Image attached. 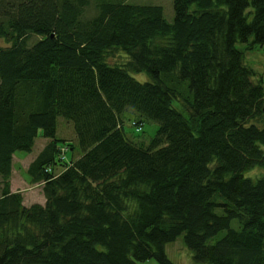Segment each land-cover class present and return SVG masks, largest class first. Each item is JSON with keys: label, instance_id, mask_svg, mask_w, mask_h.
<instances>
[{"label": "trees", "instance_id": "trees-1", "mask_svg": "<svg viewBox=\"0 0 264 264\" xmlns=\"http://www.w3.org/2000/svg\"><path fill=\"white\" fill-rule=\"evenodd\" d=\"M172 4L0 0V264H175L181 233L194 264H264V86L236 45L264 48V0ZM38 135L26 204L13 153Z\"/></svg>", "mask_w": 264, "mask_h": 264}, {"label": "rangeland", "instance_id": "rangeland-1", "mask_svg": "<svg viewBox=\"0 0 264 264\" xmlns=\"http://www.w3.org/2000/svg\"><path fill=\"white\" fill-rule=\"evenodd\" d=\"M128 2L134 3H145V4H160L163 7L164 16L171 20L173 17V4L172 0H126ZM94 12V6L90 5L85 14L89 15ZM250 17V13L247 14ZM37 38L36 35H32L30 37V42H33ZM251 37L248 41L236 42V45L244 51V62L250 66L253 71V80L257 82H262L264 86V48L259 46L257 43L251 41ZM0 43L3 41L0 39ZM118 54V53H117ZM134 76L137 79L144 80L147 75L144 71L134 72ZM173 104L181 109L183 112L185 110L176 100L173 101ZM135 112L128 108L123 113V125L127 135H131L134 137H139L148 141L150 137H152L158 127V122L155 120H144L141 126L140 131L135 130V125L131 123V120L135 117ZM56 135L59 137H65L66 139H72L74 136V129L72 122L60 117L58 119ZM43 142V139L37 137L33 148L31 151L25 150H16L14 152V163L12 170V188L14 190H19L22 192L24 196V202L30 203L33 201H41L43 199V195L41 192V188L39 185H33L30 183L28 174L26 171L27 160L32 154H34L40 147ZM44 143V142H43ZM261 147L264 149V144H261ZM72 154H76L75 151L69 150L66 152L67 159L71 158ZM26 156L27 158L21 159L20 157ZM264 174V168L255 166L253 168L245 171V175H249L252 177H256ZM231 225H236V220L231 222ZM224 233V230L220 231L217 234V237L221 236ZM165 252L167 256L175 263V264H194L193 252L192 250L184 244L183 234H179L172 241H169L165 245ZM137 264H159V262L155 258H147L144 260H137Z\"/></svg>", "mask_w": 264, "mask_h": 264}, {"label": "crops", "instance_id": "crops-1", "mask_svg": "<svg viewBox=\"0 0 264 264\" xmlns=\"http://www.w3.org/2000/svg\"><path fill=\"white\" fill-rule=\"evenodd\" d=\"M37 137H40V138H42L43 139V142H42V144H41V147L34 153V154H32L30 157H28V160H27V165H28V163L34 158V156L38 153V151L43 147V145L47 142V140H48V138H46V137H43V136H40V135H38ZM36 137V138H37ZM73 137V136H72ZM36 140V139H35ZM14 158H15V156H14V153H13V163H14ZM21 159H24V158H27L26 156H22V157H20ZM26 168H27V166H26ZM12 170H13V168H12ZM10 182H11V184H10V187H11V190H13L14 191V189L12 188V174H11V178H10ZM43 195V194H42ZM44 197V196H43ZM44 201V198L43 199H41V201H39V202H43ZM31 203V202H30ZM27 204V203H26Z\"/></svg>", "mask_w": 264, "mask_h": 264}, {"label": "built area", "instance_id": "built-area-1", "mask_svg": "<svg viewBox=\"0 0 264 264\" xmlns=\"http://www.w3.org/2000/svg\"><path fill=\"white\" fill-rule=\"evenodd\" d=\"M139 128V127H138ZM66 149H67V146L66 145H63L62 147H61V152H60V157L61 158H65V156H64V152L66 151Z\"/></svg>", "mask_w": 264, "mask_h": 264}, {"label": "bare ground", "instance_id": "bare-ground-1", "mask_svg": "<svg viewBox=\"0 0 264 264\" xmlns=\"http://www.w3.org/2000/svg\"><path fill=\"white\" fill-rule=\"evenodd\" d=\"M68 150V148L66 149V151ZM66 151L64 152V156H66L65 154H66Z\"/></svg>", "mask_w": 264, "mask_h": 264}]
</instances>
